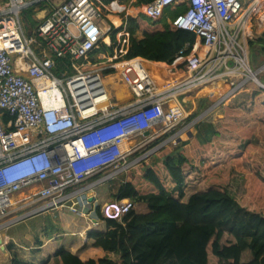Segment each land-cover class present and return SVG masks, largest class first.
I'll list each match as a JSON object with an SVG mask.
<instances>
[{"label": "built area", "instance_id": "built-area-1", "mask_svg": "<svg viewBox=\"0 0 264 264\" xmlns=\"http://www.w3.org/2000/svg\"><path fill=\"white\" fill-rule=\"evenodd\" d=\"M179 5L185 10L167 22L194 33L191 51L171 64L150 65L139 57L116 61L107 51L91 55L110 46L109 34L120 25L100 10H108L100 1L97 7L92 0H0V219L26 188L44 201L34 212L65 208L85 217L96 202L93 186L134 164L139 159L128 157L159 136L168 134L157 149L181 136L185 100L204 96L218 81L229 86L223 98L233 97L244 84L231 80L240 70L264 88L257 77L264 64L251 69L245 43L253 18L262 24L264 0H152L131 10L154 22ZM27 8L35 25L22 22ZM57 58L69 63L55 76ZM114 80L129 98L109 91ZM96 175V182L79 186ZM96 206L100 218L89 220L92 227L122 222L134 203L111 199Z\"/></svg>", "mask_w": 264, "mask_h": 264}, {"label": "trees", "instance_id": "trees-1", "mask_svg": "<svg viewBox=\"0 0 264 264\" xmlns=\"http://www.w3.org/2000/svg\"><path fill=\"white\" fill-rule=\"evenodd\" d=\"M99 1L109 7L115 0H92L97 7ZM124 1L127 5L117 14L121 23L109 34L110 46L101 44L91 55L107 51L110 56L116 54V61L139 57L171 64L178 55L190 53L194 33L166 21L184 11V5L167 9L163 18L150 22L142 14L131 16L126 10L152 0H120L119 4ZM99 8L105 14L110 10ZM23 13L35 25L33 8ZM247 48L249 64L258 63L259 56L263 62L264 32L247 39ZM55 62L53 73L57 76L69 61L57 58ZM206 103L200 99L191 117ZM218 134L210 123L204 130L198 126L194 140L172 148L166 145L126 172L112 197L129 199L134 205L144 204L147 210L137 212L133 207L122 222L106 220V231L89 232L90 247L99 248L102 253L91 250L77 256L59 248L43 264H264V158L260 161L259 155L264 154V149L248 139H240L226 151L212 142ZM235 164L239 168L249 164L253 182L251 185L245 178L242 185L230 192ZM96 178L98 175L89 180ZM242 194L245 195L239 201L236 196ZM95 212L100 218L98 206ZM111 252L118 255V260L109 258Z\"/></svg>", "mask_w": 264, "mask_h": 264}, {"label": "rangeland", "instance_id": "rangeland-1", "mask_svg": "<svg viewBox=\"0 0 264 264\" xmlns=\"http://www.w3.org/2000/svg\"><path fill=\"white\" fill-rule=\"evenodd\" d=\"M113 2L114 3L111 6L107 7L110 10L106 11L109 14H111V17H115V15H117L119 12H121L124 9V5H127V2L125 1L123 5L119 4L120 0H115ZM131 8L132 7L127 8V10ZM111 9H113V11L117 10V13L112 14ZM21 17H22L23 23L30 22L29 20L30 17L27 14L21 13ZM165 18L167 19V17ZM263 32H264V17L262 18V24H257L256 19L254 17L252 21V27L250 29V33L248 37L245 39V43L247 39L258 37ZM238 41L239 43H243L242 38H239ZM246 47H247V44H246ZM247 52L249 54L248 48H247ZM262 59L263 57L259 56L257 58V60H259L258 63L249 64L251 69L256 70L260 65L264 64V61L260 62ZM151 64H154V63H151ZM155 67H158V66L155 65ZM157 72H158L157 69H155L153 73V77L157 78L156 77ZM240 72H241L240 75L234 78H231V80L234 82V85H237L241 80L244 81V84L239 89H237L233 97L230 96L228 98H223V95L225 91L229 89V86L226 81L225 82L218 81L220 85H218L217 83V86H213V87L211 86L210 90L208 89L209 92L206 91L207 89H205L203 92L202 91L200 92V94L207 92L206 94H204V96H200L199 98H195V99L192 98L189 100H185L183 103H184L185 109L189 112V114L187 118L185 119V121L181 125H178L177 127L178 130L183 128L182 129L183 133H181L182 135L179 137L180 138L179 141L175 139L174 141L175 143L172 142L166 145L172 148L181 142L188 143L193 138L194 139L196 138L195 135H196L198 126L199 128H202V130H204L210 123L212 127L216 129V131L218 130L219 132L218 135L212 137V142L218 144L221 148H223L226 151H230L238 143V140L240 139H248L249 141L256 143L257 145H259L260 147L264 149V88H259L252 79H247L246 78L247 72L243 70H240ZM257 77L260 80V82L264 84V73L258 74ZM157 83H160L159 80H157ZM112 86H110V88L112 89L111 90L112 94H119L120 97H122L121 98L122 101L128 98L126 90L124 89L121 90L118 87L114 88ZM258 88L261 90H259ZM208 96L214 97V100L210 101V99L207 98ZM200 99H204V101L207 103L201 108V110H199V113L195 117H191L193 111L196 109V107H198V102ZM238 115H240L241 117L240 119L236 118L238 117ZM217 123L219 124V127H217L216 125ZM155 129H158V128L156 127ZM175 131L176 130H173V132ZM189 131L190 133L194 131L193 132L194 136L190 137L191 138L190 140L187 139L189 136L186 134V132H189ZM250 132H252L251 137H250ZM203 135L204 133L202 134V136ZM167 137L164 138V136L161 135L157 139L149 143L147 146L137 149L136 152L134 154H131L128 158L129 160H132L134 158L139 159V160H137L134 164H131L125 170L128 171L130 168H134V166L139 165L141 162H143V160L147 161L148 159H150V157H152L161 148H164V146H161L157 149V146L161 144L163 141H165ZM138 140H139V137L131 139L130 141H128V144L132 145L133 142L138 141ZM166 145L165 147H168ZM150 148H154L153 151L145 159L140 161V159H142L143 153L146 152ZM259 155H261L260 161H263L262 158H264V154H259ZM125 170H121L111 181L105 182V184L102 183L100 185L93 186V193L96 194V196L99 198L103 195V198L105 201L112 199V196L111 198L107 196L109 190L105 191L104 185L105 186L109 185L110 189L113 187H116L120 180L125 179L126 177ZM231 171L233 173V176H231L232 179H231V184H230V192H233L237 187L240 186V184L242 185V182L245 180V178H247V182L251 183L252 185L253 179L249 172V164H245L241 168H239V165H236L235 168L234 169L232 168ZM95 180L97 181V179H94V180L87 179L86 181L81 183L79 186L91 184L93 182H96ZM26 190L27 188L23 189L22 191L25 192ZM244 195L245 194H242L241 196L239 195L238 197L236 196V198L237 199L239 198L238 200L241 201ZM246 199H247V195L244 198L243 203H245ZM98 204H101V203H98ZM134 209L136 211H139V210L141 211L143 209V205L137 204L134 207ZM67 212L69 213V215L73 217H77L71 214L69 211ZM37 213H40L42 215L34 216L33 218L21 224L20 227L26 228L29 226V230H31L37 235V231H36L37 225L39 224V221H42V219H44L43 222L41 223L43 232H45L46 234H51L53 232V228H56L58 226V224H55V219L53 218V215L56 213L52 210L44 211V212H37ZM93 213L96 216V212H93ZM46 227L47 229H45ZM70 239H73V237H70ZM8 252L12 253L11 249ZM0 255H1V252H0Z\"/></svg>", "mask_w": 264, "mask_h": 264}, {"label": "crops", "instance_id": "crops-1", "mask_svg": "<svg viewBox=\"0 0 264 264\" xmlns=\"http://www.w3.org/2000/svg\"><path fill=\"white\" fill-rule=\"evenodd\" d=\"M126 13L131 14V16L136 15V13L131 9L126 10ZM111 21L114 23V25H118L121 23L117 15H115V17H111ZM138 36H140L139 33ZM146 61L149 63H159L148 60ZM154 71L152 73H154ZM157 71V78H154L161 81L159 76H161L162 74H160L161 72L159 69H157ZM110 86L114 88L118 87L121 90H126L127 97L129 98L130 95L123 84L116 82V80L111 81V83H109L108 85V89L111 92L112 89L110 88ZM113 95L115 97H118L119 99L122 98L119 94ZM180 132L183 133L182 130H180ZM193 132H186V134L189 136L187 139L190 140V137L194 136ZM179 137L176 139L177 141L180 140ZM108 187L109 185H104V190H109L107 196L111 198L113 192L116 190V187H113L111 189L110 187ZM30 193L31 190L27 189L25 192L20 191L14 194L12 197V205L9 207L7 215L0 219V225L4 226L0 228V264H43L48 259L52 258L54 252L59 248H64L70 251L72 254H76L77 256L83 255L85 251L91 250H95L96 252L100 253L103 252L99 248L92 249L90 247L92 240L90 237H88V233L91 231L104 232L108 229L106 222L101 221L97 226L92 227L89 221L90 219L98 220V218L93 213L94 211L92 210L96 205H99L98 203H102L105 201L103 195L100 198L96 196V202L91 203L88 208H86L85 217L77 216L78 219L77 217L69 215V213L67 212L68 210L65 208H57L55 210L53 209L52 211L56 213L53 215V218L55 219V224H58V226L56 228H53V232L51 234H46L45 232H43L41 226V223L44 220L42 219V221H39V224L37 225L36 235L34 232L29 230V226L26 228L20 227L21 224L33 218L34 216L42 215L40 213L34 212V210L37 209L39 205L43 204L44 201L39 198L30 196ZM92 193L90 191H87L86 195L90 196V194ZM112 199L114 198L112 197ZM136 205L137 204H135L134 207ZM138 205H143V209L137 212H145L147 210L144 204ZM45 229H47V227ZM70 237H73V239H70ZM10 249L12 253L8 252ZM108 256L112 260H118V255L116 253H108Z\"/></svg>", "mask_w": 264, "mask_h": 264}, {"label": "bare ground", "instance_id": "bare-ground-1", "mask_svg": "<svg viewBox=\"0 0 264 264\" xmlns=\"http://www.w3.org/2000/svg\"><path fill=\"white\" fill-rule=\"evenodd\" d=\"M219 84V83H218ZM215 85H217V84H213L212 86H215Z\"/></svg>", "mask_w": 264, "mask_h": 264}, {"label": "water", "instance_id": "water-1", "mask_svg": "<svg viewBox=\"0 0 264 264\" xmlns=\"http://www.w3.org/2000/svg\"><path fill=\"white\" fill-rule=\"evenodd\" d=\"M0 243H1V240H0Z\"/></svg>", "mask_w": 264, "mask_h": 264}]
</instances>
